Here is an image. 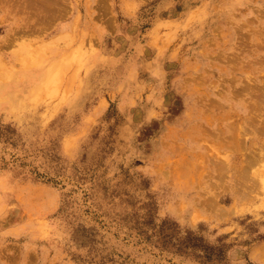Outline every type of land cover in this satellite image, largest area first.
Wrapping results in <instances>:
<instances>
[{"label": "rangeland", "instance_id": "374dc122", "mask_svg": "<svg viewBox=\"0 0 264 264\" xmlns=\"http://www.w3.org/2000/svg\"><path fill=\"white\" fill-rule=\"evenodd\" d=\"M0 264H264V0H0Z\"/></svg>", "mask_w": 264, "mask_h": 264}, {"label": "bare ground", "instance_id": "6f19581e", "mask_svg": "<svg viewBox=\"0 0 264 264\" xmlns=\"http://www.w3.org/2000/svg\"><path fill=\"white\" fill-rule=\"evenodd\" d=\"M100 2H101V1H99V3H100ZM103 2H104V1H102V3H103ZM96 4H98V3H96ZM100 5H102V4H100ZM100 5H99V6H100ZM102 6H103V5H102ZM104 7H105V5H104ZM96 8H98V7H96ZM101 9H102V8H101ZM105 9H107V8L105 7ZM101 11H102V10H101ZM104 11H105V10H104ZM104 11H103V12H104ZM107 11H108V10H107ZM107 11H105V13H107ZM97 15H98V14H97ZM105 16H106V15H105ZM103 17H104V16H103ZM93 18H94V16H93ZM96 18H97V17H96ZM30 58H31V57H30ZM30 58H29V59H30ZM33 59H34V57H33ZM35 59H36V58H35ZM30 60H31L30 62L33 61L32 59H30ZM30 62H29V63H30ZM35 64L38 65L36 60L33 61L32 65H35ZM205 196H206V195H205ZM204 200H205V199H204ZM210 200H211V199H210ZM210 200H209L208 202H209L210 205H211V204H212V203H211L212 201L210 202ZM214 201H215V200H214ZM201 202H202V200H201ZM204 204H205V202H204ZM200 205H201V204H200ZM202 205H203V203H202ZM214 205H215V204H214ZM216 205H217V204H216ZM211 207H213V206H210L209 208H211ZM215 209H216V208H215ZM218 210H219V209H218ZM208 211H209V210H208ZM214 212H215V211H214ZM218 212H219V211H218ZM220 212H222V210H220Z\"/></svg>", "mask_w": 264, "mask_h": 264}]
</instances>
